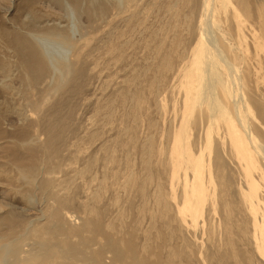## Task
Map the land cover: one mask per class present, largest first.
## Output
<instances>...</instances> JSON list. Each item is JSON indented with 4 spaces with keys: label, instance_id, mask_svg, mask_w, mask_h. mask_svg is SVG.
Returning a JSON list of instances; mask_svg holds the SVG:
<instances>
[{
    "label": "rangeland",
    "instance_id": "rangeland-1",
    "mask_svg": "<svg viewBox=\"0 0 264 264\" xmlns=\"http://www.w3.org/2000/svg\"><path fill=\"white\" fill-rule=\"evenodd\" d=\"M210 23L264 112V56L256 82L228 47L252 58L264 0H0V264H264L263 167L227 163L207 104Z\"/></svg>",
    "mask_w": 264,
    "mask_h": 264
},
{
    "label": "bare ground",
    "instance_id": "bare-ground-1",
    "mask_svg": "<svg viewBox=\"0 0 264 264\" xmlns=\"http://www.w3.org/2000/svg\"><path fill=\"white\" fill-rule=\"evenodd\" d=\"M209 3L206 2V4ZM210 15H207L206 18H208V16L211 17ZM206 20H207L206 23L208 24L209 20L208 19ZM205 27L206 29H204V32H206L205 33L206 35L203 34L202 32L203 34L201 36L202 46L199 55L202 53L205 63L204 67L205 66L208 67V73H207L208 78L206 82L207 89L213 91V92H209L211 96L209 98L210 101H207L208 102L207 104L211 105V107L215 106V108L218 110V112H216L217 110L215 111L216 113L213 116V121H216L217 124H221L224 129L223 133L226 135V138L224 137L223 141L221 142V145L224 146L227 150H229L231 157L230 158L231 161L230 162L227 161V163L230 164L235 170H237L236 172H240L238 169H240L241 171L245 170L247 175L253 176V169L256 159L259 160L260 165L263 167L262 170H264V151H263L264 143H261L260 142L261 140L259 141L258 136L260 134L261 128L258 127V125L256 124L258 117L261 119V121L264 120V112L261 111V113L258 114L251 107L250 99H249V97L251 96L247 94L248 92H243L245 88V85L243 84L245 83L244 81L245 77L242 76L239 69L235 68L233 65H230L228 63L227 55L224 54L223 49L220 48L218 42L213 36L212 33V29L214 28L213 24L210 23V26L208 25ZM237 35L239 37L238 46L237 48L233 47V45L228 46L229 51L231 50L230 53L232 54L233 57L239 56L240 60L247 62L246 63L247 65H249L252 62L253 64L251 67L252 77H254V80H256L257 82L258 79L260 78L259 74L262 67L261 65L262 55L264 56V39L259 40V42L256 41V43L252 44L253 45L252 58H247L245 56V54L248 53V47H249V45L247 44V38L245 35H241V34H237ZM256 36L257 35L254 32L253 38H255ZM17 46H19L20 51L24 55L30 57L31 63H35L39 67L42 66L41 63H39V61L37 60L38 57L35 54L34 48L30 46V44L27 41H25V39L21 38L20 44ZM255 59L257 63L254 62ZM212 65L213 66L215 65L214 66L215 69L211 74ZM209 67H210V72H209ZM222 80H224V83L226 82L224 87H227L229 84H231L234 90L231 89L228 91L222 90ZM212 88H215V90H212ZM216 90H218L219 92H216ZM196 102H198V100H196ZM203 180H202V190L205 191L206 188L207 190L208 189L211 190V188H213L211 187V185H214L213 182L208 181L205 178H203ZM261 186L264 188V185ZM197 187L198 185L195 183L194 192H193L194 198L196 196ZM248 187L253 194L256 195L257 193H259V189L253 184L248 183ZM206 198L207 201L214 203L213 200L215 198L214 194L212 193L206 194Z\"/></svg>",
    "mask_w": 264,
    "mask_h": 264
}]
</instances>
